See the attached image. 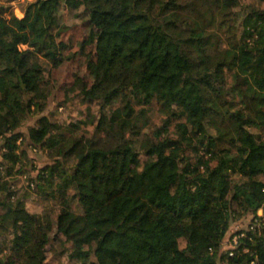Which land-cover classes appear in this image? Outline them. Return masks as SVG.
<instances>
[{
    "label": "trees",
    "instance_id": "trees-1",
    "mask_svg": "<svg viewBox=\"0 0 264 264\" xmlns=\"http://www.w3.org/2000/svg\"><path fill=\"white\" fill-rule=\"evenodd\" d=\"M63 4L82 6L98 29L94 79L78 94L98 105L91 135L84 120L67 132L41 114L52 92L41 59L60 54ZM7 9L0 5V264H47L53 214V238L79 260L66 264H264V139L253 130L264 127V6L33 0L23 20ZM154 102L171 116L148 134ZM26 141L52 156L32 179L55 209L31 212L9 181L23 171ZM247 212L249 226L227 238Z\"/></svg>",
    "mask_w": 264,
    "mask_h": 264
},
{
    "label": "rangeland",
    "instance_id": "rangeland-1",
    "mask_svg": "<svg viewBox=\"0 0 264 264\" xmlns=\"http://www.w3.org/2000/svg\"><path fill=\"white\" fill-rule=\"evenodd\" d=\"M31 1L33 0H0V5L8 8L5 14L9 17L16 16L23 20ZM242 1L256 6H264V0ZM56 28L59 32L60 54L55 60L41 59L44 71L51 81L52 89L47 107L41 114H47L51 119H58L67 132L72 130L69 123L84 120L85 122H81V131L91 135L98 116V105L93 101L84 100L78 94L82 87H88L94 79L98 29L88 18L82 6L71 8L65 4L60 9ZM22 47L25 48L27 45L23 44ZM147 108L148 124L144 131L151 134L163 124L168 115L171 116V113L162 110L161 104L158 102L148 105ZM39 116L40 114L29 116L20 129L27 132L29 125L34 124ZM172 122L171 134H177L174 125L175 118L172 119ZM253 130L259 132L264 139V127L253 128ZM21 146V149H26V154L22 156L25 164L21 168L23 171L9 176V181L16 185L19 194H28L26 203L31 212L40 213L46 206L57 208L55 201H49L38 195L35 189L36 181L32 179L37 176L40 168L53 161L50 152L46 148L31 147L27 141ZM139 158L143 163L147 156L145 153H140ZM3 211L4 208L0 206V213ZM263 212V208L258 210L260 215ZM253 217L252 212H247L245 215L233 219L227 238L241 228L248 227ZM56 232V215L53 214L45 226L46 236L50 239L47 249V264L78 263V258L70 256L71 243L53 238ZM100 237L101 233L98 230L93 238L97 242ZM181 243L184 244L185 240L182 239ZM226 246L228 245L225 243L224 248ZM93 258L95 259V257Z\"/></svg>",
    "mask_w": 264,
    "mask_h": 264
},
{
    "label": "built area",
    "instance_id": "built-area-1",
    "mask_svg": "<svg viewBox=\"0 0 264 264\" xmlns=\"http://www.w3.org/2000/svg\"><path fill=\"white\" fill-rule=\"evenodd\" d=\"M264 209V208H263ZM262 215V214H261ZM237 232V231H236ZM244 234V232L241 233V235ZM240 234L236 233L233 238H232V244H237L238 243V238ZM230 246V245H229ZM233 253V252H232Z\"/></svg>",
    "mask_w": 264,
    "mask_h": 264
}]
</instances>
